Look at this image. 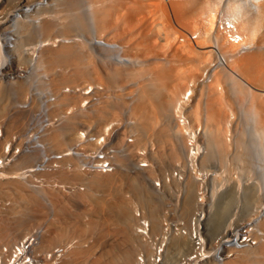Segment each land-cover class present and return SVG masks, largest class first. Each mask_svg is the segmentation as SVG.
I'll return each instance as SVG.
<instances>
[{"label": "bare ground", "instance_id": "6f19581e", "mask_svg": "<svg viewBox=\"0 0 264 264\" xmlns=\"http://www.w3.org/2000/svg\"><path fill=\"white\" fill-rule=\"evenodd\" d=\"M26 1L23 2L24 4H19L18 8L21 7L20 9L12 10L8 14V18L12 19L10 27H6L5 32L1 34L5 40L3 39L4 42L0 43V71L3 73L4 60H7L11 55L16 56L14 61L17 66H23L24 62L27 61L25 60L26 54L23 44L37 39L38 44L30 50H33L31 55L38 53L33 60L36 61L35 68H44L47 74H51L47 83L55 96L50 107L53 114H57L59 109L61 113L62 111L66 112H63L64 118L60 115L61 122L56 123L58 126L55 123L47 125L48 128L43 136L45 149L47 147L48 150L54 148V150L51 149L53 152H62L76 141L75 139L79 138V132L84 129L82 127L89 126L91 129L94 128V132L100 134L105 133L106 128L114 123L120 127V132L117 131L119 132L117 143L122 147H115L116 152L114 153L119 166L117 165V168L112 172L85 175L78 172L75 167L69 168L70 171L59 169L55 173L58 175L66 172L70 174V177L86 183L88 190L86 192L79 191L76 198L90 207L87 211L82 212V217L90 216L93 219L84 223L77 218L79 216L74 218V215L68 211L62 220H60V216H56L57 218L53 216L54 218L47 221V224L43 225L44 227H38L37 230L34 231L33 229L31 232L32 215H29V220L24 222L22 216L19 217L22 212H18L19 215L14 212L16 219L21 218L20 222L15 220L19 223L16 226L19 231V238L16 242L9 243L12 240L7 235L9 233L2 230L1 235L5 237L2 238L4 240L0 238V244L5 239H8L9 244L0 245V264H86L89 258L90 264H183L187 258H180V255L188 249L189 252L191 251L188 236L174 235L165 244L161 243V238L153 236L160 229L158 228V225L160 227V220L157 216L159 205L152 197L145 195L149 201L150 212L153 217L150 218L152 228L150 225L149 234L151 235L148 238H142L135 231V226L138 228V224L135 225L128 203L126 201L111 202L108 196H111V191L118 190L126 179L136 198L145 201L144 194L147 191L145 185L139 181L138 176H124L123 170L125 167L130 168V162L134 157L138 158L136 160H139L140 164H133V167L140 169L145 166L147 168L149 164H146V161H149L148 151L150 150L148 142L151 141V149L154 147L153 141L158 145V151L150 150L153 151L150 156L159 164V167H163L166 162L174 166L175 164H183L182 168L176 165L178 168L171 176L175 184L183 185L182 215H186L192 209L191 195L195 192V183L197 185L195 178H192L193 174L197 176L199 172L204 176V172L206 173L211 165L216 167L213 170L215 173L212 176L213 179L210 178L214 183H212L214 189L210 196L214 200L215 194L219 191L216 188L218 184L215 182L222 181L220 178L222 172L218 173V170L222 166L225 170L224 163L227 161L225 158L227 154L232 158L230 161L239 164L240 169L249 173L251 164H253V161L250 160L253 146L243 141V139L246 140L245 136L242 135L243 133L236 132L238 135L235 138V136L229 135L230 130L227 129L231 125V120H234L233 118L236 116L232 106V99L236 95L246 97V105L239 107L242 111L240 113H243L245 118L246 115L250 117H248L250 123L248 121L247 123L251 125H247L249 126L247 129L245 128L247 131L243 128L244 135L248 132L253 134L252 139L257 140L258 146L262 148L259 155L261 158L257 161L260 166L256 168H259L260 179L264 182V0H237V2L235 0H52L54 2L53 9L52 6L47 9H39V3H34V0ZM31 3H34L32 5L34 10H32L35 12L30 18L32 20L30 22L27 21L28 19L23 20L20 23L23 26L20 24L17 26L18 17L16 16L21 12L26 14L31 10L29 7V10L23 11L22 5L25 8ZM84 3L89 10L86 14H83L85 11H80ZM222 4H224L223 8H221ZM15 6V0H1L0 16L7 8H14ZM3 18L5 19V16L0 17V19ZM35 21L39 25L35 24ZM9 22L10 20L7 21V19L0 21V31H2L1 27ZM89 23L91 28L88 27L90 26ZM14 27L20 34L19 40H21V43H17L18 48L15 49L17 55L11 53L8 45L11 41L9 37L15 31ZM86 29L89 30L86 31L88 33L86 34L92 37L94 44L102 46L103 51L107 53L106 55L114 53V58L112 56L110 58L115 59L117 64L129 66L118 67L113 65L115 67L112 69H104L107 75L104 80L102 71L97 68L96 63L94 64L95 61H91V53L85 50V42L74 39L66 40V38L59 40L62 35H73L78 30L85 31ZM135 30L138 34L135 33ZM129 36L130 39L132 36L136 37L135 42L130 44V47L133 50L134 48L136 51L138 50L140 52L138 54L143 53V57L145 54L147 58L151 55L156 56L155 58L152 57L151 63H144V59H140L142 56H136V53L135 56H132L134 52L131 48L130 53L128 52L129 49L127 48L130 42L127 38ZM170 52L179 60V64L174 60L170 63L166 60V63H164L165 61H158L160 54L166 53L165 55H167ZM169 59L167 58L168 61ZM183 59L185 62L181 65L180 61ZM115 61L111 60L110 62ZM89 66L90 68H88ZM58 67H69V69L71 67V70L69 72L57 71ZM147 75L148 77H146ZM121 78L141 79L138 81L135 90L137 91L136 96L133 94L135 98L133 97V104L129 111L131 114L125 115L124 118H120L117 107L111 105L112 100L109 101L108 96L103 99V95L107 94L104 92L105 81L115 83L117 79ZM28 86V81H23L17 87L19 90L15 91L25 94L28 91ZM67 86L71 88L62 92ZM50 89L49 92H51ZM6 94L0 89V116L2 117L8 115L10 110L8 102L3 103V106L1 105L2 96H6ZM97 96L101 98L94 102V99L98 98ZM201 100L205 107L201 106ZM88 104H92L91 111L85 109L89 107ZM201 107L205 108L207 112L206 120L203 122H201V119H205L203 116H200L201 119L199 120V114L203 112L199 113L202 110ZM8 116L5 118L9 119V129L14 125H19L25 119L21 113L17 115L13 112L11 116ZM125 120L126 123L121 122ZM205 121L209 122V126ZM59 123L63 125L59 126ZM111 130L113 129L109 128V133ZM128 134L133 137L132 142L127 141ZM229 136L230 139H228ZM232 137L235 139L231 143ZM6 138L5 135H1L0 144L5 146ZM28 138L30 139L31 136L29 135ZM110 142L111 140H109V144ZM113 142L116 141L113 140ZM90 147L93 150L97 149L96 144H91ZM139 151L141 152L139 153ZM118 152L120 153L118 154ZM33 155L35 153L30 152L25 155L26 157H20L15 164L21 158L22 160L18 164H22L24 160L29 159L28 156ZM1 156H5V151L2 150ZM63 162H71V165H76L72 157H65L61 163ZM13 166L14 164L7 168L4 167L0 171V185L12 189L18 194V199L13 202L12 209L5 205L13 211L22 203L27 204L30 209H39L41 190L66 191L58 185L35 189L32 186L33 180L31 181L30 172L28 177L17 172L13 176L8 175ZM28 168L30 171L32 167L28 166L23 169L28 170ZM150 169L152 170V168ZM18 171L21 172V169ZM201 174L198 175L202 176ZM179 176L183 178V181L180 180ZM196 180L198 181V177ZM198 185L201 187L202 184L198 181ZM236 185L239 186V183L237 182ZM261 186H263V193L259 189L255 191V188H249L252 189L251 197L257 203V208L264 205V185L261 184ZM94 189L105 190L110 195L106 198L95 199L91 193ZM78 190L79 188L76 187V190L70 194H74ZM16 202L17 204H14ZM212 204H209V211L205 209L206 205H199L207 213L204 214L203 225H212V229H210L215 235L221 231L217 237L230 235L241 223L240 219L230 217L231 219L225 221L224 205L221 206L222 209L220 208L214 213V204ZM60 207L56 211L62 216L64 215L62 211L64 207L62 208V205ZM20 209L23 211L22 207ZM113 225L117 227L114 226L121 235L123 246L119 244L116 246L117 243L121 244L118 239L117 243H109L107 247L102 248L104 251L97 256L95 253L101 244L99 241L102 240L103 236L110 235V228ZM259 228L264 232V213L261 214V220L259 219ZM90 233L94 235L98 233L101 236L96 240L98 243L95 241L97 244L94 242L92 244L84 239V236ZM76 237H80L78 241H74ZM65 239H68L70 244H67L68 242L61 243ZM60 243L63 246H59ZM140 247L144 248L139 249L140 253L136 254V249ZM189 252L186 256L190 254ZM103 255L111 256V258L107 257L109 262L103 261ZM224 264H264V239L258 241L254 247L239 251Z\"/></svg>", "mask_w": 264, "mask_h": 264}, {"label": "rangeland", "instance_id": "374dc122", "mask_svg": "<svg viewBox=\"0 0 264 264\" xmlns=\"http://www.w3.org/2000/svg\"><path fill=\"white\" fill-rule=\"evenodd\" d=\"M15 1H16V6L14 8H7L3 12V14L0 16V17H4L5 16V19L4 18L3 19H0V21H4L6 19H7V21L10 20V22L8 24H6L3 27H1L2 31H0V38H1L0 43H3L4 42V41H2L4 39L3 36H1L2 32H5V30H6L5 28L8 27V26L10 27V25H11V19L12 18H8V14L11 13L12 10H17L19 4H21V3L24 4L23 2L26 1V0H15ZM31 1H33V0H28L26 2H31ZM51 1L52 0H44V1L43 0H37V2H35V0H34V3H39V9L40 8L47 9V8H50L51 6H52V9H53L54 2L52 1L53 2L52 3ZM235 1L237 2V0H235ZM34 3H31L30 6L28 5L25 8H24V5H22L23 6L22 7L23 8L22 10L23 11H27L30 8L32 10L34 8V6H32ZM223 5L224 4L221 5V8H223ZM20 8L21 7H19L18 9H20ZM26 8H28V9H26ZM80 9L79 10L81 12H82V10L85 11V12H83V14L84 13L86 14V12L87 13L89 12V10L87 9V6H86L85 3L82 4V7ZM31 10H29V12H27L26 14H25V12L24 13L21 12V13L18 14V16H16V17H18V19L16 20V22L18 21L17 26H18V24H20L21 22H23V20L26 21L28 19L27 21H29V22L32 20L30 18L33 17V15L35 14V12H33L34 9L32 11ZM18 12H20V11H18ZM41 13H43V12H41ZM6 14H7V17H6ZM23 14H25V15H23ZM35 24H37V21H35ZM25 25H26V23H25ZM37 25H39V24H37ZM89 25L90 26H88V27L91 28V24L90 23H89ZM20 26H23V24L22 25L20 24ZM15 27H14V30H15L14 33H12L11 37H9L11 39V41H10V43L8 45L10 47L11 53H13L14 55H17V52H15V49L18 48V44H19V42L21 40H19L20 39V37H19L20 34H18V32H17V30H16ZM86 31H87V29L85 31L84 30L83 31L78 30L75 33H73V35L72 34L71 35H65V36L62 35V37L61 36L59 37V40H62L64 38H66V40H69V39L73 40L74 39V40H79V41L85 42V44H86L85 45L86 46L85 47V50L91 53V61L92 62L95 61L94 64L96 63L95 65L97 66V68L100 71H102L101 73H103L104 80H105V77L107 76L105 74L106 72H105L104 69H107V70H108V68L109 69H112V68L115 67L113 65H116L118 67H121V66L128 67L129 66V65L127 66V65H124V64L121 65L119 63H118L119 65H118L116 63L115 59H113L114 58V53H112V55H109L110 53L108 55H106L107 53H105L103 51L102 46H98L97 44H94L92 37H90V35H87L88 34L87 32L89 30L87 32ZM136 31L137 30H135V33L138 34V32H136ZM83 32H85V33H83ZM135 38L136 37H133V36L131 37V39H130V36H129V38H127V39H129V42H130L128 44L129 47L127 48V49H129V51H128L129 53L131 51L130 48L133 50V48L130 47L131 46L130 44H132L133 42H135ZM36 40L37 39H34V40H31V42H29V43L27 42V43L23 44V46H24L23 48L25 50L24 53L26 54L25 55V60H27V61L24 62L23 66L22 65H20L21 67L20 66H17V64H15V61H14V58L16 56H12L11 55V57H8L7 60H4V64H3L4 65L3 66L4 67V71H3V73H2V71H0V89H2V91L4 93H7L6 96H2V99H1L2 104L1 105L3 106V103H7V102L9 103V106H10L9 107L10 110H9V113H8L9 116H11V114H13V112H14L15 114L17 113V115L21 113V115L23 116V118L25 117V119L22 120V123H20L19 125H17L18 127L16 125H14L16 127L13 126L12 128H14V129L12 130V128L11 129L8 128L9 119L7 120V118H5L8 115H6V116L3 115L4 117L0 116L1 117L0 118V136L1 135H5L7 137L6 138L7 139V143L13 142V144H15L14 141H16L17 138H20L21 136L22 137L24 136V138H25L26 134H32L30 132H34V130L36 128L37 129L38 128H42V126L48 124V122H53V123L59 122L60 119H61V116H63V112H65V111H62V113H61V111L59 109V112L57 114L56 113L53 114V110L50 107V104L54 101V96H55V94H53L54 92L50 89V87H49V85L47 83L49 81L48 79H50L51 74L50 75L47 74L44 68H42V69L35 68V65H36L35 62L36 61H33V60H35V57L38 55V53H34V54L31 55V53H33L32 52L33 50H30V48H33L34 46H36V44H38V42H36ZM130 40H133V41H130ZM101 48H102V50H101ZM26 49H27V52H26ZM134 50L132 51L134 53L131 52L132 53V56H135V55L136 56H139V57L142 56V58H140V59L141 60L144 59L143 60L144 63H151L153 61L152 60L153 59L152 57H154L153 55L148 56L149 58H147L146 55L144 54L145 57H143V53L138 54L139 51L138 50L136 51L135 48H134ZM28 54H30V55H28ZM165 54L166 53L160 54L161 57L158 56L160 58V60H158V59L157 60L160 61V62H164L166 60L168 63H170L171 61L172 62L175 61V62H177V64H179V60L176 57H174V54L172 52L167 53V55H165ZM163 55H165L166 57L163 56ZM111 56L113 58H110ZM171 56H173V57H171ZM107 58H110L112 61H115V62H110L111 60L110 59H107ZM167 58H170L171 60L169 59V61H168ZM166 61L164 63H166ZM183 62H185L184 59H183V61H180V64L182 65ZM88 68H90V66ZM56 70L57 71L63 70V71L69 72L71 70V67H70V69H69V67L68 68L67 67L66 68L65 67H63V68L62 67H58ZM148 75L146 77H148ZM149 76H151V75H149ZM139 78L138 79L137 78L136 79L135 78L134 79L132 78V80L130 78H125V79L124 78L123 79L121 78V79H117L118 82L115 81V83L114 82L113 83H110V82L105 81L106 83L104 85V88H105V86H106V88L104 89V92H106L107 94H104L105 96L103 95V99L108 96L109 101L112 100L111 101V105H113V107L115 106V108L117 107V110H118V112L120 114V118H124L125 115L131 114L129 111L131 110V106L133 104V100H134V98H135V96L137 94V91H135V90L137 88L138 81L141 80ZM20 80L22 82L23 81L24 82L25 81H28V84H29L28 91L25 92V94L24 93H21L20 94V92H16V91L19 90L17 87L20 84H22V82ZM127 80H129V81H127ZM106 84H108V85H106ZM70 88H71L70 86L64 87V89L62 90V92H66V89H70ZM49 89H50L51 92H49ZM109 89H110V92H109ZM13 90L14 91L16 90V91L14 92ZM109 94H110V96H109ZM97 97H98L97 99H94V102H95V100H98V99L101 98L99 96H97ZM233 98H234V96H233ZM245 98H246L245 96L244 97L243 96H240L239 97L238 95H236L235 98L232 99L233 100V105L232 106L234 108V112L233 113L236 114V116H234V118H233L234 120H231V125L230 126H231V129L232 130L230 129V126L227 129H228V131L230 130L229 135L231 134L230 136L233 135V137L235 136V138L237 137L238 133H243L242 135H243V137L245 136V139H246V140L243 139V141H245L246 143L251 144L253 146L252 147L253 148L252 149V153H251L252 154V157H250V160L253 161V164H251L252 167L250 169V172L249 173L247 171L245 172L242 169H240L239 164H237V163L235 164V162L230 161V160H232V158L229 157V154H227L228 156L226 155L227 157L225 156V158H227L228 163H227V161L224 163V166H225V170L226 171L224 170V167L223 166L221 167V169L219 168V170H218V173H221L222 172V175H221L222 177L220 176V178H222L221 179L222 181H219L220 180V178H219V180H218L219 182H215L216 184H218L216 186V188L219 189V191L217 192V194H215L214 200H213L212 196H210V195L212 194V192H213L212 190L214 189V185H213L214 183H213V180H212L213 179L212 176L215 174L213 170L216 167H214V165H211V167H209L210 166L209 165L208 166L209 168L206 166L208 169L206 170V173L204 172V176L201 173H199V172L197 173V176L194 175V174L192 175V178L193 179L195 178V181L197 182V185L195 183V186H196L195 192H194V194L191 195L192 201H193L192 209L186 215L185 214L182 215L181 205H182L183 198H184V196H183L184 195L183 194L184 191L182 189V186L183 185L181 186L179 184V186H178L177 184H175L173 182L171 176H172V173L175 170H177L176 168H178V167H181L182 168L183 164L182 165H181V163L180 164H175V166H174L173 164H170V163L166 162L163 167H159L158 166L159 164H157L152 159V157L150 156L151 154H153V151H158V147H157L158 145H156V142L155 141H153L154 142L153 143L154 144L153 149H151V147H150V146H152V143H151L152 141L150 143L148 142V145H150L148 147L150 148V150H153L152 152L150 150L148 151V155H149L148 156V158H149L148 160L149 161H146V164L151 165V166L148 165L149 168H148V166H147V168L146 167H143V168H140V169H138V167H133L132 166L133 164H135V165L136 164L137 165L140 164L139 160H136V159H138L136 157H134L131 160V162H130V164H131L130 168H128V167H125L124 168V170H123L124 176L125 175H127L126 177H128L129 175H130L129 177H136V176H138L139 177L138 178L139 181L145 185V188L147 190V191L145 190L146 193L144 194V196L147 194L146 195L147 197L148 196L152 197V199L155 202H157V205H159V208H158V211H157V216L159 218L158 220H160L159 221L160 227L158 225V228H160V229L157 230V232H155L154 233L155 235H153V236H157L158 238H161V236L164 234L163 232H165L163 230L165 228H167L166 225L169 224V223H173L174 221H178V222H180V224H184V226L190 224L192 222L193 218L195 217V214L197 212H199V210H201V207L199 205H202V204L206 205V208L205 209L209 211V204H212V202L214 204V210H213L214 213H216L217 210H220V208L222 209V207L224 205V212L223 213H226V214H224L225 221L226 220L228 221V219L235 218V217L236 218H239L240 221H241V223L239 225H237V227L240 226L244 222H247L249 220H253V219L261 216V214H262L261 213V209H262V207L264 205H262V207L260 206L259 208L256 207L257 206V203L251 197V195H252V193H251L252 191L251 190L252 189H249V188L250 187L251 188L253 187V189L255 188V191L259 189V191L261 193H263V186H261V184L264 185L263 184L264 182L261 181V179H260V173H259L260 170H259V168H256L257 166H260L257 163V161L260 160V158H261V156H259V155L262 152V148L258 146L259 145V142L257 140L252 139V137L254 136L253 134H250L248 132V133H245V135H244L243 128L244 129L245 128L247 129L249 127L247 125H251V124H249L250 123V121H249V118L250 117L248 116L249 117L248 118L247 115H246V118H245L244 114L242 113L243 114L242 115L240 113L242 111L240 110L239 107H244L246 105L245 104L246 103L245 102V100H246ZM90 100L92 101L93 99H90ZM202 100H205V99H202ZM202 100H201V102H202V105L201 106H204L205 107V105L203 104V101ZM234 100H236V101H234ZM98 102H96V103H98ZM91 105L88 104L89 107L88 108H85V109H88L89 111H91ZM234 106H237V107H234ZM21 107H24L26 109H22ZM201 108H202V110H200L199 113H201L203 111L201 113L203 115L199 114V120L201 119L202 116H203V118H205V116L207 115V112L205 111V108H203V107H201ZM49 113H50V115H49ZM67 113H70V112L67 111ZM239 115H242V116H239ZM64 117H65V114H64L63 118ZM241 117H242V119H241ZM244 119L246 120V123H245V120ZM201 120H202L201 122H203L204 120H206V118L205 119H201ZM247 121L249 123H247ZM205 122L208 125L209 122L208 121H205ZM55 125H57V124H55ZM60 125H63V124L62 123L61 124L59 123V126ZM84 127H87V126H84ZM236 128H237V130H236ZM236 132H238V133H236ZM230 136L228 137V139H230ZM46 137H48V136H46ZM233 137L231 138L232 141L230 140L231 143L235 139ZM41 145H44L45 146V140L44 139L41 140ZM0 146L2 147V148L0 147V149H1V151H0V158H2L1 153H2V150L6 152V144H5V146L2 145V144H0ZM15 147H17V146H15ZM47 149H48V147H47ZM51 149L54 150V148H50L48 150V152H53ZM27 150H32V145L31 144L30 145L27 144ZM140 152L141 151H139V153ZM33 153H35V155L28 156L27 158H29V159L24 160L23 161V162H25L24 164H23V162H22V164H18L22 160V158L16 164H14V166L12 167L11 172L8 175L11 174L13 176V174H15L16 172L18 173V170H20V169L22 170L24 167H28V166L33 167V166H35V164L37 163L36 161L38 160L39 154L36 153V152H33ZM127 163H128V161H127ZM176 165L177 166L179 165V166L177 167ZM150 168H152V170ZM125 171H128L129 173L128 172H125ZM176 172H178V171H176ZM65 173L66 172H63V173L58 174V175H56L54 173V174H51L52 176L49 175L50 177L47 176L48 178H51V180H49L47 178H40L37 175L32 176V178H31V181L33 180L32 186L35 189L36 188L37 189H42V188H45L46 186L54 185L56 183H58L59 186H61V185L64 186L65 184L70 183V184H73V185H75L76 187L79 188V190L76 193H74V194H70V191L67 194L66 191H59V190L57 191L55 189H50V190L44 189V191L41 190L40 192L42 193V195L40 196L41 197L40 198L41 199L40 205H42V206L39 205V209H37V210H33V208L30 209V207H28L27 204H25V203H22L21 205H19L18 206L19 209H17L18 208L17 207L16 208L17 210L16 209L14 211L11 210L13 208V206H12L13 205V202L15 200L17 201V199H18V194H16L15 192H13L12 189H9L8 187L4 188V186L0 185L1 186L0 187V227H1L0 228V238H1V240H4L2 238L5 237V236L2 237L1 233L3 231H5V232L9 233V234H7V235L10 236V237L8 236L9 239L10 240L12 239L10 242L8 241V239H5V241H1L2 242L1 243L2 245L0 244L1 246H5L6 244L14 243V242L17 241V238H19V231H18V228L16 227L19 223L17 221L19 220V222H20L21 218H23V220H25L24 222H27V220H29L28 219V216L29 215H32V217H33V222H32L33 226H32L31 232L33 231V229H34V231H35V229L37 230L38 227H44L47 224V221H49L50 219H52V218H54L56 216L57 217L60 216L61 217L60 220H62V217L65 216V214H67L68 211L72 215H74L73 216L74 218L76 216H79L77 218L80 219L84 223L87 220L90 221L91 219H93V217H90V216H86V217L83 216L82 217V215H81L82 212H84L85 210L87 211L90 207H88L89 205H87V204L85 205L84 203L80 202L76 198L77 197V193H79V191L80 192H86L88 190V186L86 185V183L84 181H81V180H79L77 178H74V177H70V174L69 173H66V174ZM126 173H128V174H126ZM198 174H201L202 176H199ZM15 177H16V175H15ZM197 177H198L199 183L202 184L201 187L198 185V181L196 180ZM37 178L39 179V182H43V183H41V184L35 183L36 182L35 180ZM210 178H212V179H210ZM229 178H231V179H229ZM125 180L123 181L124 184L118 190H115V192H114V190L111 191V193H112L111 196H108V195H110L109 192H107L105 190H101V189L100 190L99 189H94V190H92L91 193L93 194V196L95 197V199L96 198L97 199H102V198H106L108 196V199H110V201L111 202H114V203H117V202H120V201H126L128 203L129 208L131 209L132 214H133V218H134L135 225L138 224L137 223V218H139V215L141 214L143 217H146L150 221V225H151V228H152V222H151V219H150L152 217V215H151L152 213L150 212V207H149L150 204H149V201L147 200V197L145 196V201H142L144 199H142V200L137 199L136 196H135L134 191H132L133 190L132 187H130V185L128 184L127 180H126V182H125ZM236 181L239 183V186L236 185V183H237ZM54 182H56V183H54ZM220 182H221V185H219ZM222 183H223V185H222ZM157 185H159V186H157ZM204 190L206 191V194H204ZM202 193H203V195H205L204 198H202V196H201ZM201 199L204 200V203H202V201H200ZM94 200H92L93 201L92 203H94ZM18 202H19V200H18ZM14 204H17V202L14 203ZM18 204H20V203H18ZM5 205L8 206V207H11V209H9L8 207H6ZM61 205H62V208L64 207V209L62 210L63 213H64V215H62V216L59 215L58 212H57L58 211V208L59 209L61 208L60 207ZM21 207H22V210L23 211H20L21 210L20 209ZM91 207L95 208L94 206H91ZM10 212H12V213H10ZM14 212H17L15 214H18V215H19V213L22 212L21 213L22 215H19V217L20 216H22V217L19 218V219H16V217H15L16 215L13 214ZM10 214H11V216H9ZM205 214H207V213L205 212ZM15 220H17V221H15ZM205 223H206V218H205ZM114 226L115 225H113L110 228L111 229L110 235L103 236L104 239L102 238V240L99 241L101 244H99V246H98V248L96 250V253L95 254L97 256H99L100 253H102L104 251L102 248L107 247V245H109V243H112V244L113 243L114 244L117 243L118 242V239H119V242H121V244L120 243H117L116 246H119V245L120 246H123L122 239L120 238L121 235L118 233L117 229H115L116 226L115 227ZM201 227H202V229H201L202 236H203L204 240L206 241L205 242L206 243V247H207V245H208L209 248L213 247L214 244H216V242L219 241L220 238H222V237H217V235L221 231L217 232L216 235L211 231L212 225L211 226H209V225H206L205 226L202 223ZM135 228H136L135 231L138 234V228L136 226H135ZM15 232H16V234H15ZM11 233H13V234L11 235ZM159 234H161V235H159ZM96 235L90 233V234H87V236H84L85 237L84 239L93 244V242L95 243V241L97 240V238H100L101 237L98 233H96ZM183 235L184 236H187L186 234H183ZM179 236H181V235H179ZM79 238L80 237H78V238L76 237V239H74V241H78ZM115 239H116V242H115ZM188 239H189V237H188ZM65 240H63L61 243L65 244L64 242H66V243L68 242L67 244H70L68 239L66 241ZM103 240L104 241L106 240V241L104 242ZM110 240L111 241H114V242H111ZM154 240H156V239H154ZM101 241L104 242L105 244L104 243L102 244ZM96 242L98 243V241H96ZM189 242L191 244V246L189 248L191 249L192 242H191L190 239H189ZM61 243L59 244V246H63V244H61ZM97 243H95V244H97ZM143 248L144 247H142V248L140 247V248L136 249V254L140 253L139 252L140 251L139 249H143ZM188 252H189V249L186 252H183V254L180 255V258L181 257H184L186 254H188ZM107 257H109V255H107V256L103 255L102 259H103L104 262H109L108 259L111 258V256L108 259H107ZM105 259H106V261H105ZM87 260L88 261H86V264H88V262L91 261L90 258L87 259ZM89 264H90V262H89Z\"/></svg>", "mask_w": 264, "mask_h": 264}, {"label": "built area", "instance_id": "2783aa9c", "mask_svg": "<svg viewBox=\"0 0 264 264\" xmlns=\"http://www.w3.org/2000/svg\"><path fill=\"white\" fill-rule=\"evenodd\" d=\"M59 122H61V119ZM121 122L126 123V120ZM51 123L53 122H48V124L42 126V128H38L40 130L36 128L34 132L29 131L32 134H26L25 138L24 136L17 138V140L14 141L15 144H13V142L6 143L5 156L0 158V171L4 167L7 168L8 166L15 164L20 157L25 156L30 152H36L39 154L38 160L36 161L37 163L30 169V171L28 168V170L22 169L21 172L18 171V173L25 174L28 177L30 172L31 178L32 176L37 175L40 178L49 179L46 176L47 174L48 176L54 174L59 169L70 171L69 168L73 169L75 167L78 172L85 175H91L98 172L105 173L106 171L109 173L117 168L118 163L116 162V154L114 153L116 152L115 147L122 146L117 143L120 127L116 126V123L110 125L109 128L113 129L110 133L109 128H106L107 131H105V133L98 134L94 132V128L91 129L89 126L83 127L84 129L79 132V138L75 139L76 141H74L64 151L48 152V149H45L46 146L41 145V140L48 128L47 125ZM29 135L31 136L30 139L28 138ZM128 135L129 137L127 138V141L132 142L133 137L131 134ZM109 140H111L110 144ZM113 140L116 142H113ZM18 143L19 145H17ZM27 144L32 145V150H27ZM91 144H96L97 149H91ZM119 153L120 152H118V154ZM65 157H72L76 162V165H71V162L61 163V161H64ZM179 178L183 181L182 177L179 176ZM37 179L35 180V183H43L39 182V179ZM49 180H51V178ZM54 185H58V183ZM64 186L65 188L61 185L63 190L66 189L67 194L69 191L71 193L76 190V186L73 184L68 183ZM204 194H206V191H204ZM201 196L204 198V195L201 194ZM201 201L204 203L203 199ZM261 213H264V207L261 209ZM204 214L205 211L201 208V210L195 214L192 222L186 226H184V224H180L178 221L167 224V228H165L166 231L161 236L162 244H165L166 241H169L174 235L184 236L183 234H186L189 237L192 242V247L189 252L190 254L188 256H186L187 254L184 256L187 259H185L183 264H224L227 260L233 258L239 251L254 247L257 245L258 241L264 239V232L259 228V219L261 220V216H259L253 220L242 223L230 235L220 238L219 241H217L212 247L213 249L208 246L207 248L205 243L206 241L204 240L201 231ZM137 219L138 234H140L142 238H148V236L151 235L149 234V220L141 214Z\"/></svg>", "mask_w": 264, "mask_h": 264}]
</instances>
